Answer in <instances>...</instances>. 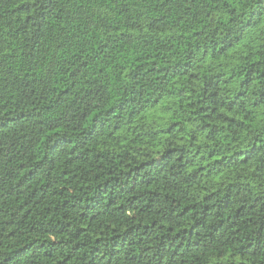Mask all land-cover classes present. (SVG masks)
Wrapping results in <instances>:
<instances>
[{
    "label": "trees",
    "instance_id": "1",
    "mask_svg": "<svg viewBox=\"0 0 264 264\" xmlns=\"http://www.w3.org/2000/svg\"><path fill=\"white\" fill-rule=\"evenodd\" d=\"M0 264H264V0H0Z\"/></svg>",
    "mask_w": 264,
    "mask_h": 264
}]
</instances>
